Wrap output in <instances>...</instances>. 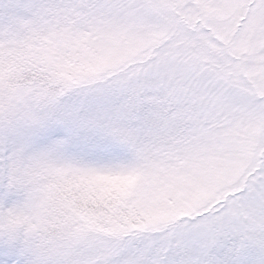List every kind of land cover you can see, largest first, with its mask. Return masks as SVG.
<instances>
[{"label":"snow or ice","instance_id":"1","mask_svg":"<svg viewBox=\"0 0 264 264\" xmlns=\"http://www.w3.org/2000/svg\"><path fill=\"white\" fill-rule=\"evenodd\" d=\"M0 264H264V0H0Z\"/></svg>","mask_w":264,"mask_h":264}]
</instances>
